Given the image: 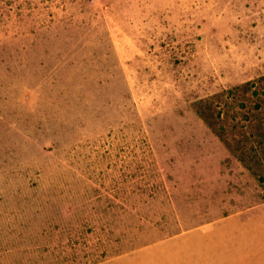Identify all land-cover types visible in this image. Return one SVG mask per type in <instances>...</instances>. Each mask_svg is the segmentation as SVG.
Here are the masks:
<instances>
[{
	"label": "rangeland",
	"instance_id": "374dc122",
	"mask_svg": "<svg viewBox=\"0 0 264 264\" xmlns=\"http://www.w3.org/2000/svg\"><path fill=\"white\" fill-rule=\"evenodd\" d=\"M263 77L264 0H0V264H264Z\"/></svg>",
	"mask_w": 264,
	"mask_h": 264
},
{
	"label": "crops",
	"instance_id": "0c3cea01",
	"mask_svg": "<svg viewBox=\"0 0 264 264\" xmlns=\"http://www.w3.org/2000/svg\"><path fill=\"white\" fill-rule=\"evenodd\" d=\"M252 218L245 219L242 215H229L223 217L219 220L213 221L211 223H207L199 228L192 230V242L193 249L204 250L207 249L209 256L205 260H208L206 264H209V259L212 255L215 256L214 259H222L225 255V251L227 250L228 243V234H232V237L236 241V250L240 251L239 242L242 233L248 229H250V233L252 237H256L257 230L255 228L252 230ZM255 221L260 220L259 222L264 223V213L257 214V217L254 219ZM256 224V223H255ZM261 233L263 231H260ZM246 233V232H245ZM256 241V240H255ZM212 242V244L210 243ZM205 243H207V248L205 247ZM214 246V247H213ZM212 253V255H211ZM211 255V256H210ZM204 261V260H203ZM225 261L221 260L219 262L214 261L213 264H224Z\"/></svg>",
	"mask_w": 264,
	"mask_h": 264
},
{
	"label": "trees",
	"instance_id": "16d2710c",
	"mask_svg": "<svg viewBox=\"0 0 264 264\" xmlns=\"http://www.w3.org/2000/svg\"><path fill=\"white\" fill-rule=\"evenodd\" d=\"M264 80V77L262 78ZM264 100V99H263ZM262 114H264V106L263 109L260 111Z\"/></svg>",
	"mask_w": 264,
	"mask_h": 264
}]
</instances>
